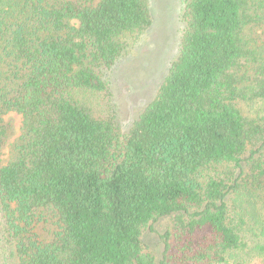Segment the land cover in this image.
I'll list each match as a JSON object with an SVG mask.
<instances>
[{
  "label": "trees",
  "instance_id": "obj_1",
  "mask_svg": "<svg viewBox=\"0 0 264 264\" xmlns=\"http://www.w3.org/2000/svg\"><path fill=\"white\" fill-rule=\"evenodd\" d=\"M180 2L177 55L121 134L107 74L148 0H0V150L21 116L0 264H264V0Z\"/></svg>",
  "mask_w": 264,
  "mask_h": 264
},
{
  "label": "rangeland",
  "instance_id": "obj_2",
  "mask_svg": "<svg viewBox=\"0 0 264 264\" xmlns=\"http://www.w3.org/2000/svg\"><path fill=\"white\" fill-rule=\"evenodd\" d=\"M152 24L132 48L124 53L107 74L109 100L121 134H125L144 107L156 96L167 70L177 55L183 23L180 0H148ZM259 102L241 103L245 116L262 115ZM6 135L0 159L8 157L10 144L20 133L21 116L10 111L3 116ZM1 219V212H0ZM164 220L153 229L145 228L141 241L146 252L159 254V230ZM1 228V222H0ZM1 245V241H0Z\"/></svg>",
  "mask_w": 264,
  "mask_h": 264
}]
</instances>
